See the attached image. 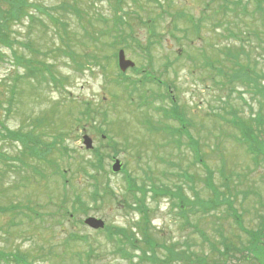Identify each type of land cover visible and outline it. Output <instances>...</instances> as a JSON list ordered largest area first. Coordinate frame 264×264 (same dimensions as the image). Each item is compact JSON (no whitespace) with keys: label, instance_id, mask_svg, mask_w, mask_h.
I'll return each instance as SVG.
<instances>
[{"label":"rangeland","instance_id":"obj_1","mask_svg":"<svg viewBox=\"0 0 264 264\" xmlns=\"http://www.w3.org/2000/svg\"><path fill=\"white\" fill-rule=\"evenodd\" d=\"M27 1L45 13L28 11L42 22L20 20L11 27L12 50L0 47V123L23 134L37 125L32 136L50 144L44 149L50 153L33 158L0 132V208L23 212L0 211V252L11 256L0 264H15L14 254L25 255V264H188V258L201 256L208 263L264 264V234L249 254L244 251L251 234L264 231V148L254 146L261 151L255 162L239 126L228 123L234 114L245 122L264 116V81L256 79L264 75V14L258 18L254 12L253 21L245 22L230 7L238 4L235 8L250 13L255 3L126 1L116 15L129 11V24L114 28V0H79L66 7V0ZM47 13L62 18L71 32L66 46ZM229 26L238 32L224 33ZM235 44L246 50L241 68L220 63L234 56ZM117 47L135 64L123 75ZM25 61L50 67L58 84L46 72L30 78L26 69L32 66ZM171 101L189 125L203 166L187 135L176 133L179 122L168 118ZM85 103L92 108L87 115ZM83 135L96 153L84 149ZM113 158L123 171L111 173ZM129 180L144 193H128ZM152 189L168 194L153 195ZM216 197L231 206L208 212ZM139 200L158 248L149 261L129 253L125 239L110 238L108 231L139 237L134 203ZM88 216L107 229H88L83 224Z\"/></svg>","mask_w":264,"mask_h":264},{"label":"trees","instance_id":"obj_2","mask_svg":"<svg viewBox=\"0 0 264 264\" xmlns=\"http://www.w3.org/2000/svg\"><path fill=\"white\" fill-rule=\"evenodd\" d=\"M78 1L79 0H66L63 2V4L66 7V6H71L73 4H77ZM126 1L128 2V1H132V0H114V2L117 4V6H115V8H117V9L114 10L115 15L121 10L120 5H122ZM226 5L230 6L228 4V2L226 3ZM236 5H238V4H234L233 6H230L233 8V11L237 10L235 8ZM258 8H259V10H261L260 6H258ZM62 9L64 12L69 10L67 8H62ZM30 10L31 11L33 10V12H37V14H36L37 16L39 15L38 13H41V14L45 13V8L43 6L35 4V3H28L27 0H0V43L2 45L3 44H5V45L9 44V41H8L9 35L8 34H10V32H11L12 25L16 21H18L20 18H22L24 15H27L28 11H30ZM210 12H214V11L211 9H207V13H210ZM72 13H76V11L73 10ZM129 15H130V12L126 11V10L121 11L118 15H116L115 21L113 23L115 26L114 28H117V27L125 28L127 20H128L127 24H129V18H130ZM47 17L49 18L50 21H52L58 25V29L63 35L62 41L64 43V46H66L67 42L70 40L71 32H69V30H67V28L64 27L63 19L60 18L59 16H58L59 18H54L51 15H49L48 13H47ZM120 17L122 19H124L125 21L122 20ZM30 18L32 19L33 22H34V20H35V22L36 21H38L39 23L42 22L40 19H37L34 15H30ZM130 28H132V26H130ZM117 31L120 32L119 29ZM93 36H95V35H93ZM68 54H69V52H68ZM69 56H71V55L69 54ZM13 59L16 63L22 62L21 60L16 59L14 56H13ZM24 64L27 65V67H30V64L32 66L31 68L26 69L27 70L26 75L30 76V78L33 77L35 75V73L43 76L44 72H47L48 75H50V77L52 78L50 67L46 66L45 64L33 63V62L31 63V61H29L28 63H24ZM146 78H147V76H146ZM52 81H55V79L52 78ZM84 105L85 106L82 110H83V112L85 110L86 115H87L90 112V110H92V108L88 103H86ZM37 123H38V126L41 125L40 120H38ZM228 123H230L229 125L231 127L232 126H239V129L242 131V134L244 135L243 137L245 140V144H248L251 152L253 153V151H254V153L256 154L255 156H252V159L256 161L258 153L261 151L259 149L254 150V146L256 148H259V147L264 148V116L256 115L251 120V122H245V121H241L237 116L234 115ZM36 126H33V128L36 129L37 128ZM0 129H4L2 125H0ZM253 129L255 132L253 131ZM33 130L27 131L25 134H23L22 132H18V131L13 133V132L6 130V134L10 139L21 140L22 144H23L22 147H24L23 151H25L28 155L30 154L33 158L37 157L39 159H45L46 156L50 152L48 150H44V149H48L50 144L46 145L38 137L32 136ZM253 133H255V135ZM0 156H1V154H0ZM89 164H91V163H89ZM47 165H49V164H47ZM56 171H58V170H56ZM137 190H139L141 193H144V191L141 188H136V185L134 184V182H132L130 180L126 191L128 193L132 194L134 197V196H136L135 193ZM162 191H164V190H161V192ZM152 192H153V195L159 194L158 190H156V192L155 191H152ZM134 203H136L135 204L136 210L138 212V215H140L139 222L136 226V230L139 234L140 239L137 238L138 237V236H136L137 233L133 236H127L124 233L125 231H123L121 229L111 231L109 234V237L111 238L112 236H121L123 239H125V242L129 245V247L131 249V251H129V253L136 251L139 253L138 255L142 254L144 256L143 261L144 260L149 261V260L154 259V257L151 258V256H148V254H150V255L154 254L155 249H158V248L155 247L154 241H152L153 237L150 235V229H149L148 222H147L148 213H147V210H146L145 205H144V200L143 201H141V200L134 201ZM215 204H218V201H216ZM254 238L257 240L258 235L255 234V235L250 236V242L247 245V247H245V249H244V251L246 253H249L250 249L252 248V246L255 242ZM167 250L168 251L170 250L169 254H170L171 258L174 259V261H176L177 257L172 252V248L169 247V248H167ZM125 251H127L126 248H125ZM211 251L213 253H216L218 250H211ZM123 253H125V252H123ZM221 256H222V254H221ZM188 259L190 260V261H188V264H216L215 262L214 263H208L207 261H209V259H206L205 256L204 257L201 256L200 258H195L193 261L191 258H188ZM17 260H20L23 262V259H21V257H20V259L18 258ZM159 264H170V263H169V260H166V262L165 261L164 262L159 261ZM224 264H227V263L225 262Z\"/></svg>","mask_w":264,"mask_h":264},{"label":"water","instance_id":"obj_3","mask_svg":"<svg viewBox=\"0 0 264 264\" xmlns=\"http://www.w3.org/2000/svg\"><path fill=\"white\" fill-rule=\"evenodd\" d=\"M118 65H119L120 70L124 71L128 67H132L133 63L125 60L124 54L122 53V51H120L118 53ZM84 144L86 145L87 148H91V140L88 139L87 137L84 138ZM118 169H119L118 162H116V164L113 167V170L117 171ZM85 223L95 229L103 227V223L101 221L94 220V219H87Z\"/></svg>","mask_w":264,"mask_h":264}]
</instances>
